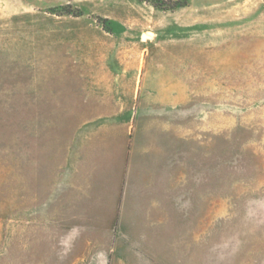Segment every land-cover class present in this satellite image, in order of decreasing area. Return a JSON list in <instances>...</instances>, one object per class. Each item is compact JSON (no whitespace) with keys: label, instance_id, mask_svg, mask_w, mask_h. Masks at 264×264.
I'll return each mask as SVG.
<instances>
[{"label":"rangeland","instance_id":"1","mask_svg":"<svg viewBox=\"0 0 264 264\" xmlns=\"http://www.w3.org/2000/svg\"><path fill=\"white\" fill-rule=\"evenodd\" d=\"M0 37V264H71L111 245V258L146 259L60 175L62 136L92 108L78 90L106 77L135 89L142 72L179 99L181 132L182 234L152 258L264 264V0H0ZM205 195L212 222L189 246V198Z\"/></svg>","mask_w":264,"mask_h":264},{"label":"crops","instance_id":"2","mask_svg":"<svg viewBox=\"0 0 264 264\" xmlns=\"http://www.w3.org/2000/svg\"><path fill=\"white\" fill-rule=\"evenodd\" d=\"M0 54H5L4 37ZM103 71L116 74L109 68ZM148 74L137 77L135 89L130 79L124 84L106 77L92 89L78 90V106L92 108L76 114L77 125L62 136L60 152L62 184L83 196L79 203L91 205L92 218L110 220L116 235L127 236L132 251L144 255L146 246V259L111 258L117 247L111 245L104 258H80L71 264H158L152 258L158 241L182 234L181 132L175 113L179 99L170 98L172 86L166 90L170 99H164V86L158 79L149 83ZM203 218L205 226L212 222V196L189 198L184 232L190 236L189 246L196 245L202 232L197 223Z\"/></svg>","mask_w":264,"mask_h":264},{"label":"trees","instance_id":"3","mask_svg":"<svg viewBox=\"0 0 264 264\" xmlns=\"http://www.w3.org/2000/svg\"><path fill=\"white\" fill-rule=\"evenodd\" d=\"M155 5L161 6V5H164V4H162V3H156ZM178 5H181V3L175 2V3L171 4V5H169L168 8H173V7L178 6Z\"/></svg>","mask_w":264,"mask_h":264}]
</instances>
